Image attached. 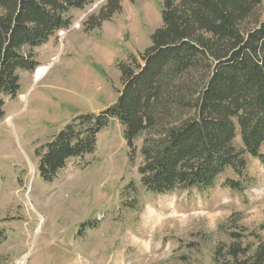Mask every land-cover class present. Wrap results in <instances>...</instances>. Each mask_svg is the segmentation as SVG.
<instances>
[{
	"label": "rangeland",
	"instance_id": "rangeland-1",
	"mask_svg": "<svg viewBox=\"0 0 264 264\" xmlns=\"http://www.w3.org/2000/svg\"><path fill=\"white\" fill-rule=\"evenodd\" d=\"M163 1L122 0L94 30L82 24L107 0L71 11L72 25L35 51L48 67L42 78L19 73L18 95L0 119V264H224L228 233L244 235L251 250L254 232L264 239V161L247 154L244 178L227 169L205 192L154 195L137 173L143 137L131 162L114 120L97 134L94 153L70 159L52 183L39 176L37 151L72 118L116 100L118 64L151 46ZM235 145L242 147L239 137ZM226 180L242 189L224 187Z\"/></svg>",
	"mask_w": 264,
	"mask_h": 264
},
{
	"label": "trees",
	"instance_id": "trees-1",
	"mask_svg": "<svg viewBox=\"0 0 264 264\" xmlns=\"http://www.w3.org/2000/svg\"><path fill=\"white\" fill-rule=\"evenodd\" d=\"M95 0H0V119L19 90V73L39 66L35 51L72 25L71 11ZM106 4L82 25L99 28L121 10ZM262 0H164L151 46L118 64L121 91L99 112L72 118L37 151L40 178L52 183L73 158L94 153L99 131L116 120L129 150L139 148L141 186L154 195L205 192L227 169L245 177L243 154L264 161V16ZM239 137L241 148L235 145ZM223 186L242 189L240 182ZM224 264H264V239L243 246L230 232ZM217 264V263H215Z\"/></svg>",
	"mask_w": 264,
	"mask_h": 264
},
{
	"label": "bare ground",
	"instance_id": "bare-ground-1",
	"mask_svg": "<svg viewBox=\"0 0 264 264\" xmlns=\"http://www.w3.org/2000/svg\"><path fill=\"white\" fill-rule=\"evenodd\" d=\"M48 67H41L39 66L32 75V78L34 79V81H38L39 79L42 78V76L46 73Z\"/></svg>",
	"mask_w": 264,
	"mask_h": 264
}]
</instances>
